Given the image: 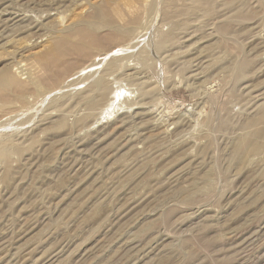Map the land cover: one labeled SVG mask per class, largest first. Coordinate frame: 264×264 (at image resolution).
Instances as JSON below:
<instances>
[{"label":"rangeland","instance_id":"1","mask_svg":"<svg viewBox=\"0 0 264 264\" xmlns=\"http://www.w3.org/2000/svg\"><path fill=\"white\" fill-rule=\"evenodd\" d=\"M1 143L0 264H264V0H0Z\"/></svg>","mask_w":264,"mask_h":264},{"label":"bare ground","instance_id":"2","mask_svg":"<svg viewBox=\"0 0 264 264\" xmlns=\"http://www.w3.org/2000/svg\"><path fill=\"white\" fill-rule=\"evenodd\" d=\"M164 1H166V0H164ZM179 0H177V2H178ZM187 1V3L188 2H190V3H194V2H196V0H186ZM183 2H184V0H183ZM153 5V4H152ZM164 5V4H163ZM185 5V4H184ZM168 6V5H167ZM170 7H172V6H170ZM161 8H163V7H161ZM166 8V7H165ZM184 9V8H183ZM151 11V10H150ZM149 14V13H148ZM138 15V14H137ZM142 15V14H141ZM147 15V14H146ZM164 15V14H163ZM167 15H170V13L169 14H167ZM166 15V16H167ZM175 16V15H174ZM168 17V16H167ZM169 17H171V16H169ZM148 18V17H147ZM165 18V17H164ZM175 18V17H174ZM167 19V18H166ZM149 20H150V17H149ZM151 20H153V19H151ZM136 21V20H135ZM138 22V21H137ZM146 22H147V20H146ZM136 23V22H135ZM177 26V25H176ZM180 26V25H179ZM140 27V26H139ZM138 27V28H139ZM148 27V26H147ZM160 27V26H159ZM158 27V28H159ZM176 28V27H175ZM174 28V29H175ZM178 28V27H177ZM141 31V30H140ZM178 31H180V30H178ZM136 33V32H135ZM183 33V32H182ZM141 36V35H140ZM164 37V36H163ZM96 37H94V36H90V35H83L82 34V32L80 33V32H78L77 34H74V36L72 35V37H69L68 35H66V36H63L62 38H60V39H58V40H56L55 42H54V47H56L55 49H54V51H53V49H51V52H55V53H57L58 54V58H57V60H56V58L54 59V60H50V59H48V58H45L44 57V59H43V61L42 62H44V64H42L43 66H45L46 68H48V69H51V67H50V65H51V62H60V61H63V60H65L69 55H71V54H74V53H79V52H85V51H87V49L89 48V46H91L92 45V43L93 42H95L96 41V39H95ZM76 39V42L74 41ZM107 39V38H106ZM111 39V38H110ZM135 39V38H134ZM148 39V38H147ZM103 40H105V39H103ZM103 40H102V42H103ZM132 40V39H131ZM136 40V39H135ZM99 41H101V40H99ZM112 41V40H111ZM164 40H160L158 43H157V47H159V48H161V47H163V45H164V42H163ZM98 42V41H97ZM102 42H101V44H102ZM114 42V41H113ZM131 42V41H130ZM87 43H89V44H87ZM105 43V45H106V41L104 42ZM108 43V42H107ZM112 43V42H111ZM132 43H135L134 41L132 42ZM97 44H100V42L99 43H97ZM109 44V43H108ZM107 44V45H108ZM126 44V43H125ZM62 47H65L64 49H62ZM119 47V45L115 48V50L117 49ZM126 47H128V45H126ZM131 47H133V45L131 46ZM149 47V46H148ZM155 47V46H154ZM112 50V49H111ZM131 52V51H130ZM103 54V53H102ZM120 55V54H119ZM127 55V54H126ZM137 56V55H136ZM41 58H43V57H41ZM40 58V60H42ZM124 59V58H123ZM68 60V59H67ZM109 61V60H108ZM112 61V60H111ZM137 61V60H136ZM128 63V62H127ZM63 64V63H62ZM113 64V63H112ZM136 64V63H135ZM110 65V64H109ZM122 65V64H121ZM105 66V65H104ZM116 66V65H115ZM120 66V65H119ZM61 68V67H60ZM109 68V67H108ZM118 68V67H117ZM128 72V71H127ZM109 73V72H108ZM66 74V73H65ZM112 74V73H111ZM66 76H67V74H66ZM125 77V76H124ZM99 78V77H98ZM105 79V78H104ZM60 80H62L61 78H60ZM60 80H58V81H60ZM69 80V79H68ZM102 81V80H101ZM76 82V81H75ZM94 85V84H93ZM97 87V86H96ZM99 88V87H98ZM96 90H97V88H95ZM92 90H94V89H92L91 88V90L90 91H92ZM95 90V91H96ZM77 94V93H76ZM96 94V93H95ZM85 96V95H84ZM93 98V97H92ZM81 100V99H80ZM107 109V108H106ZM103 112V111H102ZM104 113V112H103ZM239 145V144H238ZM7 146V144H2L1 143V145H0V157H4L5 155H4V150H5V148L4 147H6Z\"/></svg>","mask_w":264,"mask_h":264}]
</instances>
